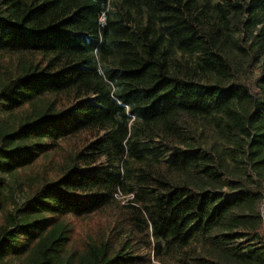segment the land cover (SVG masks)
<instances>
[{"label":"trees","instance_id":"trees-1","mask_svg":"<svg viewBox=\"0 0 264 264\" xmlns=\"http://www.w3.org/2000/svg\"><path fill=\"white\" fill-rule=\"evenodd\" d=\"M0 54V264H264V0H0Z\"/></svg>","mask_w":264,"mask_h":264},{"label":"rangeland","instance_id":"rangeland-1","mask_svg":"<svg viewBox=\"0 0 264 264\" xmlns=\"http://www.w3.org/2000/svg\"><path fill=\"white\" fill-rule=\"evenodd\" d=\"M178 58L185 60L188 57H185L181 52L176 53ZM115 63V60L113 57H110L108 60L104 62L105 66H113ZM15 65L14 57L7 54H0V79L4 76V74H8L9 72H12V69ZM30 108L23 107L15 110L14 112H8L3 113L1 116V120L3 121V124L7 126L8 128L15 127L20 124L21 121H23L29 114H30ZM208 142H219V146L222 147L225 146L223 141L219 139L217 134L214 131H210L208 138ZM67 146L66 142L62 143V146ZM54 155H49L46 157H41L36 163L24 168L20 169L17 173L13 175H5L7 178V181L9 183V189L12 192V195L15 199V201L20 204L25 196L27 191L29 190V186L35 183H38L42 180V178L45 175L51 174V167L53 166V162L55 160ZM130 195H124L122 193L118 194V200H120L122 203L127 202V200L130 198ZM77 224V223H76ZM81 224V225H80ZM90 226V222L87 219H83L81 223H78L77 227L80 230H83V227L81 226ZM195 240L197 242L202 241V237L197 235L195 237ZM17 264H20V262H17Z\"/></svg>","mask_w":264,"mask_h":264}]
</instances>
